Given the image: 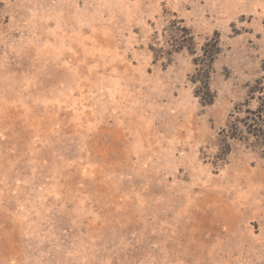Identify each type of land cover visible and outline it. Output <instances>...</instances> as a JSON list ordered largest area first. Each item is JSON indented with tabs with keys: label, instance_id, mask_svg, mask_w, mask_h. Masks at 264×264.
Wrapping results in <instances>:
<instances>
[{
	"label": "rangeland",
	"instance_id": "1",
	"mask_svg": "<svg viewBox=\"0 0 264 264\" xmlns=\"http://www.w3.org/2000/svg\"><path fill=\"white\" fill-rule=\"evenodd\" d=\"M0 264H264V0H0Z\"/></svg>",
	"mask_w": 264,
	"mask_h": 264
}]
</instances>
